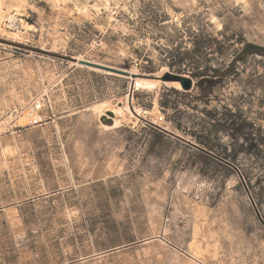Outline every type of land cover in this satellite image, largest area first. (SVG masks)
Listing matches in <instances>:
<instances>
[{"label": "rangeland", "instance_id": "1", "mask_svg": "<svg viewBox=\"0 0 264 264\" xmlns=\"http://www.w3.org/2000/svg\"><path fill=\"white\" fill-rule=\"evenodd\" d=\"M0 3V264H264V0Z\"/></svg>", "mask_w": 264, "mask_h": 264}, {"label": "bare ground", "instance_id": "2", "mask_svg": "<svg viewBox=\"0 0 264 264\" xmlns=\"http://www.w3.org/2000/svg\"><path fill=\"white\" fill-rule=\"evenodd\" d=\"M58 1V0H57ZM63 1V0H62ZM9 2V1H8ZM13 3V2H12ZM19 3L18 2V6H19ZM53 3V2H52ZM59 3V2H58ZM1 4V3H0ZM11 4V3H10ZM3 5V4H2ZM16 5V4H15ZM15 5H11L12 6V10H2L0 9V27L4 24H8L6 26L8 27H11V28H15L14 30H16V33H14V36L16 37H19L20 35H23V31L26 32L28 29H31L33 28L32 26L28 25L27 23L25 24L24 21L20 20L18 17L20 15H18V11L19 9H17V7ZM53 5V4H52ZM58 5V4H57ZM1 7V6H0ZM7 8V7H6ZM10 8V7H9ZM5 9V8H4ZM21 9V8H20ZM5 28V27H4ZM7 28V27H6ZM137 83V82H136ZM139 84V83H138ZM141 84V83H140ZM175 84V83H174ZM153 87V86H152ZM149 88V86H148ZM150 90V89H149ZM179 90V89H178ZM45 91V90H43ZM41 92L42 94L44 92ZM42 94H38V96L35 98V101L27 106V108L24 110V112H22V119L24 122H29L30 124H36L37 122H41V114L43 115V108L45 106H47V101H46V96L44 97V95ZM47 94V93H46ZM49 98V97H48ZM28 104V103H27ZM21 106V105H20ZM155 106V105H154ZM26 107V106H25ZM127 107V106H126ZM22 108V107H21ZM93 108V107H92ZM104 104H98V105H95L94 106V112L93 114L96 116V117H99L100 114H102L104 112ZM153 111L154 113L152 114V117L155 118L157 121H162L161 120V117L159 118L157 113H155V107H153ZM121 112V111H120ZM127 112V111H126ZM129 113V112H128ZM127 115V114H126ZM126 115H121V119H123L124 117H126ZM95 117V118H96ZM126 119H129V116L128 118ZM3 128V124L1 123L0 124V130ZM5 149V148H4ZM5 153V151H4ZM6 155V154H5ZM12 215V214H11ZM7 216V215H6ZM14 217L12 218H9V219H13ZM10 220V221H11ZM9 221V220H8ZM16 226V225H14ZM153 241V240H152ZM196 251V250H195ZM196 254V253H195ZM184 264H197L196 261H194L193 259H186V262Z\"/></svg>", "mask_w": 264, "mask_h": 264}, {"label": "water", "instance_id": "3", "mask_svg": "<svg viewBox=\"0 0 264 264\" xmlns=\"http://www.w3.org/2000/svg\"><path fill=\"white\" fill-rule=\"evenodd\" d=\"M170 79H172L174 81H177L180 84V87H181L182 90L187 91L191 87V82L187 78H184V77H181V76H173V77H170Z\"/></svg>", "mask_w": 264, "mask_h": 264}, {"label": "trees", "instance_id": "4", "mask_svg": "<svg viewBox=\"0 0 264 264\" xmlns=\"http://www.w3.org/2000/svg\"><path fill=\"white\" fill-rule=\"evenodd\" d=\"M261 52H264V49L250 45V44H246L245 47L242 49V53L244 54L256 53V54L262 55Z\"/></svg>", "mask_w": 264, "mask_h": 264}, {"label": "crops", "instance_id": "5", "mask_svg": "<svg viewBox=\"0 0 264 264\" xmlns=\"http://www.w3.org/2000/svg\"><path fill=\"white\" fill-rule=\"evenodd\" d=\"M93 109H94V107H93ZM93 112H94V110H93ZM10 214H11V213H8V214H7V216H6V217H7V218H6L7 220H10V219L8 218V216H9ZM191 244H193V243H191Z\"/></svg>", "mask_w": 264, "mask_h": 264}]
</instances>
